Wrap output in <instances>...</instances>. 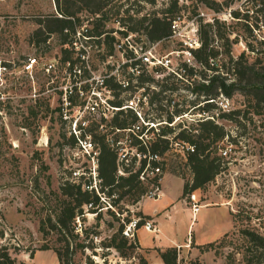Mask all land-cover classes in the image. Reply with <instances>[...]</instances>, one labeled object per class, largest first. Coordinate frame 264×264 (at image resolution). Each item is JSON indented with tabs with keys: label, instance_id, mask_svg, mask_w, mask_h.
<instances>
[{
	"label": "rangeland",
	"instance_id": "374dc122",
	"mask_svg": "<svg viewBox=\"0 0 264 264\" xmlns=\"http://www.w3.org/2000/svg\"><path fill=\"white\" fill-rule=\"evenodd\" d=\"M178 1L180 18L174 21V33L168 39L150 43L142 34L134 33L129 35L128 41L120 32H114L119 40L116 44L125 43V49L115 46L114 54L108 56L105 42L99 47L96 40L80 36L72 55L75 63L70 65L60 61L63 45L58 35L51 36L46 42L39 41L40 38L34 35L40 27L39 20L57 13L55 0H0V62L7 66V70L0 72V260L8 248L17 264H60L55 251L60 249L69 264H139L143 254L137 232L131 238L123 232L129 244L134 246L128 244L120 250L112 245L113 236L121 224L126 227L137 218H143L138 230L148 220L157 229L153 218L141 217L140 206L143 205L145 212L154 214L155 209L162 210V206L176 202L175 224L164 220V230L159 237L162 240L157 239L161 246L155 249H166L165 245L171 242L169 238L174 236L183 244L179 248L178 264H264V252L249 242L243 233V229H254L264 236V104L255 105L256 99L242 90L228 98L227 111L219 105L221 95L210 111L195 109L204 107V98L199 99L192 93L194 78L177 73L178 67L188 63L185 61L189 49L186 42L199 37L200 18L203 24L215 23L219 27L223 38L215 39V48L223 51L230 45L235 60L244 53L255 71H264V45L252 41L246 22L250 20L256 24L264 17V1L216 0L222 5L220 11L206 6L201 0ZM228 1H231L230 7L225 6ZM168 3L169 0H156L155 4L147 0H117L113 13L118 10L119 15H108L111 19L107 21L106 29H125L126 24L121 25L116 20L127 15L126 9L141 17L142 13L160 10ZM233 11L239 13V18L233 16ZM80 16L84 21L79 31L93 27L88 13L83 12ZM151 47H155L158 56H170L172 69H151L143 63L125 66L129 59L126 53L132 50L136 55L134 48H137L142 54ZM35 57L38 65L32 75L24 72L23 64ZM50 62H54L55 67L47 71ZM188 65L198 68L196 61L194 65ZM134 70L136 75L145 72L152 80L145 82L144 88L121 92L119 98L125 99V106L134 100L144 120L141 125L150 124L158 132V125L166 124L167 116L182 107L187 112L176 117L170 125L182 123L183 127H197L198 121L205 120L208 114L225 127L228 136L220 145L222 149L230 146L232 150L228 156H222V169L216 178L195 193L202 206L227 205L229 214L226 210L203 208L200 218H195L198 213L192 212L189 195L183 197L181 191L180 178L189 181L192 171L186 158L188 143L179 140L162 156L165 174L179 176V179L173 178L172 184L166 180L168 187L162 200L146 197L152 189L147 180L144 183L148 191L136 203L129 195L115 203L118 195L108 197L98 190L95 153L79 141L77 135L80 133L74 128L77 121L85 120L88 125L96 120L102 121L100 129L107 131L117 110L109 101L116 95L101 87L100 81L106 75H113L123 82L127 79L125 73ZM132 82L136 84L137 78L134 77ZM69 101L72 102L70 106ZM87 102H97L98 110L89 111ZM233 110L241 111L239 123L219 116ZM178 131L176 128L169 135L174 136ZM125 138H121L122 143L127 141ZM125 148L122 153L130 150L128 145ZM131 159L128 158L126 163ZM67 179L83 182L85 188L87 184L96 185L101 198L97 212H86L83 217H77L74 231L61 232L52 229L49 222L44 223L49 218L56 221L62 198L59 196L61 185ZM188 236L192 238V245ZM153 237L144 228L140 230L143 242L149 243ZM196 240L201 245L216 242L207 248V245L197 246ZM147 253L154 260L155 250Z\"/></svg>",
	"mask_w": 264,
	"mask_h": 264
},
{
	"label": "trees",
	"instance_id": "16d2710c",
	"mask_svg": "<svg viewBox=\"0 0 264 264\" xmlns=\"http://www.w3.org/2000/svg\"><path fill=\"white\" fill-rule=\"evenodd\" d=\"M150 4H155L156 0H147ZM210 8L221 10V3L216 0H201ZM117 0H55L57 13L47 15L39 20L40 27L34 32L39 41H47L51 36L58 35L62 47L60 61L65 64L74 65L73 52L75 50L76 34L80 28H83L81 13L86 12L91 17L92 28L85 27L81 35L87 40H96V46H101L103 42L107 45L108 56H112L115 51L117 39L114 32H120L122 37L126 38L130 34L140 33L150 43L162 41L171 37L174 33L173 24L180 12L178 0H169L168 6L160 10H154L146 14L142 13L141 17L130 14V10H125L124 17L117 19L121 25H125V29L114 30L106 29V23L113 15H119L114 4ZM224 5V4H223ZM231 1L225 3L226 7H230ZM142 12V11H137ZM233 16L239 18V13L233 11ZM111 15V17L109 16ZM199 36L201 46L192 50V54L198 68L183 63L177 69V73L187 78H194V86L192 93L196 94L199 99L204 98V107H196L195 109L210 111L215 107V101L220 95L227 98L232 97L236 92L246 90L248 96L255 98L254 104L259 106L264 104V71H255V66L250 64L242 53L234 59L230 45L225 47L223 51L215 48L213 42L217 37L223 38L219 27L212 23L203 24L199 19ZM218 24V20L216 21ZM118 40V41H117ZM229 40V39H228ZM151 46V45H150ZM148 46V48L150 47ZM123 49H125L123 47ZM84 50H81V52ZM127 58H134V52L131 50L126 53ZM128 59V60H129ZM142 64L141 60L127 61L126 67H135ZM158 70V69H157ZM136 70L126 74V80L119 81L113 75H106L100 81L101 87L113 91L116 95L115 99L110 100L113 107L118 108L111 121L108 123L107 131L100 129L103 124L92 120L88 125H83L85 120L78 123L80 130V140L91 136L92 143L98 149V177L100 192L108 197L118 195L115 203H118L126 195L134 198L135 203L140 201L141 196L148 191L145 180L149 185H161L160 180L165 175L162 156H164L173 147L178 140L188 143L194 147V151H186L187 164L191 168L192 177L189 181L184 180L183 197L191 193L203 189L208 183L213 181L222 169V155L219 154L221 149L220 143L228 136L225 127L215 121V117L198 121L197 127H183L182 123L177 126L170 125L176 117L182 116L187 109L176 108L172 114L167 116V123L160 124L159 131L155 132L154 126L150 124H140L141 118L132 108H122L125 105V99L119 98L121 92L132 89L144 88L145 82L152 80L150 75L145 72ZM137 78V83L133 84V78ZM196 77V79H195ZM200 78V79H198ZM198 104V103H197ZM195 104L194 106H196ZM72 105V102H71ZM240 110L220 113L221 118L240 122ZM180 119V118H179ZM104 121L105 119L102 118ZM179 131L174 135L175 129ZM114 136L110 138L113 134ZM150 133V135H148ZM74 141L78 144V140L72 134ZM142 136V138L140 137ZM126 137L125 143L121 138ZM125 145L130 147L126 153L122 150L126 149ZM157 155L159 159L149 160L144 158L145 154ZM137 154H141L139 158ZM132 155V156H131ZM123 156V158H122ZM132 157L129 163L128 158ZM138 163V165H137ZM149 164V166H148ZM156 168L160 169L159 173L154 176H147ZM144 176L143 180L141 176ZM60 204L56 212V221L51 218L44 224L52 226V229L58 231H74L76 218L83 217L86 212H97L96 206L100 204L101 196L92 184H87V188L83 186V182H74L65 180L61 185V194L59 195ZM87 210V211H86ZM141 216V215H140ZM146 217V216H141ZM143 219V218H142ZM140 219L139 226L142 223ZM130 221V220H129ZM44 226V225H43ZM138 226V227H139ZM125 224H121L117 233L113 236L112 245L118 250L122 246L129 244V239L123 235ZM244 235L249 242L257 245L264 252V236L256 232L254 229H243ZM227 234V233H226ZM225 234V235H226ZM216 241L209 242L207 248H211ZM193 244L191 238V245ZM129 246H134L132 243ZM83 248L84 246L81 245ZM59 263L69 264L65 261L64 253L60 249H55ZM159 254L163 260V264H178L179 249L177 247H168L164 250L159 249ZM0 264H17L16 259L11 256L9 249L5 251L0 260ZM25 264V263H21ZM139 264H150L147 258L142 255L139 257Z\"/></svg>",
	"mask_w": 264,
	"mask_h": 264
},
{
	"label": "built area",
	"instance_id": "2783aa9c",
	"mask_svg": "<svg viewBox=\"0 0 264 264\" xmlns=\"http://www.w3.org/2000/svg\"><path fill=\"white\" fill-rule=\"evenodd\" d=\"M246 22L249 25L250 35H251L252 41L255 44H257V45L258 44L264 45V17L262 19H260L258 22H256V24L253 23L250 20H247ZM80 36H82L81 35V31H78L77 34H76V40L78 38H80ZM199 37H196L193 41L186 42V45L189 46L188 47L189 49L186 51L187 52V54H186L187 55V59L185 61L188 62L186 64L194 65V63H195V59H194V56L192 54V50L193 49H197V48H199L201 46V40L199 39ZM129 38H130V36H128V37H126L124 39H126V40L129 41ZM76 43H77V41L75 42V44ZM123 44H125V43H123ZM123 44H118L117 45L118 49H123V47H124ZM134 49H135L136 55H135L134 58L129 59L128 60L129 62H132L133 60H141L143 64L147 65L151 69L158 68V67L172 69L173 62H172V59L170 58V56L169 55H166V56H158L156 54V52L154 51L155 50V47H151L147 51H144L142 54H139V50L137 48H134ZM37 65H38V61H37L36 57L35 58H29L23 64V71L24 72H28V73H30L32 75V73H33V71H34V69H35V67ZM54 67H55V63L54 62H50L49 64H47L46 70L47 71H50ZM3 70H7V66L6 65H3V63L0 62V72H2ZM87 103H88V105L86 106V108L89 111L95 112V111L98 110L99 105H98L97 102H95V103L94 102H91V103L90 102H87ZM70 105H71V101H69V106ZM219 105L222 108V110L227 111V110H229L230 101H229V99L227 97H225L224 95H221V99H220ZM125 107L126 108H132V109H134V111L141 118V120H143L142 115H141V112L138 110L137 105H135L134 100H130L126 104ZM116 109H118V108H116ZM205 118L208 119V118H213V117H211L208 114H206V117ZM78 123H79V121H77L74 130L77 129L79 131V133H80V130L78 128ZM83 124L85 125V123H83ZM140 137L142 138V136H140ZM78 139H79V137H78ZM79 141L81 143H85V144L88 145V147L91 150V152L95 153V155L93 156V158H95L96 161H97L98 149L92 143V141L90 139V136L89 137L87 136L86 139H84V140H80L79 139ZM186 148H187L188 151H194V147L192 145L187 144V147ZM95 149H96V151H95ZM231 150H232V147H230V146H227V148H225V149H222L221 148L220 149V154L222 156H225L226 157V156L229 155V152ZM137 155H138L139 158L142 157L141 154H137ZM143 156H144V158L147 157L149 160H151V159H154V160L159 159V157L157 155H152L150 153L149 154H145ZM148 166H149V164H148ZM96 168L97 167H95L94 174L96 173ZM159 172H160V169L159 168H156L155 171L149 172L147 174V176L151 177V176H154L155 173H159ZM141 178L143 180L145 179V177L143 175L141 176ZM161 181L162 180H160V182ZM95 187H96V185H95ZM162 194H163V191L161 190V185H152V189L149 192H147L146 197L149 198V199H158V198H160L162 196ZM189 200H190L189 203L191 204L192 212L194 213V215H196L200 211V209L202 207V205L199 203V200L197 198V194L195 192L191 193L189 195ZM139 222H140V218H137V219H134L133 221H130L129 224L124 229V234L127 237H130V238L131 237H134L135 236V233L138 231ZM144 228L147 231H149V232H156V231H158V229H156L154 227L153 223L150 220H148V221L145 222Z\"/></svg>",
	"mask_w": 264,
	"mask_h": 264
},
{
	"label": "crops",
	"instance_id": "0c3cea01",
	"mask_svg": "<svg viewBox=\"0 0 264 264\" xmlns=\"http://www.w3.org/2000/svg\"><path fill=\"white\" fill-rule=\"evenodd\" d=\"M174 177H176V179H179V176H177V175H173V177H168L167 176V174H165L164 175V177H163V179H162V181H161V184H162V187H163V194H162V196L159 198V199H157V200H162L164 197H165V194H166V191H167V183H166V180L168 179L169 180V182L168 183H171L172 184V182H173V178ZM170 178V179H169ZM181 180V182H182V194H183V187H184V180L182 179V178H180ZM178 198H179V196H178ZM179 199H177L176 201H178ZM183 201L184 202V199H180V201ZM175 205H176V202H172L169 206L167 205V207H165L166 205H164V206H162V210H156L155 209V212H154V214H151V213H148V212H145L144 211V207H143V205H141L140 206V209H141V211H142V213H143V215L144 216H148L149 218H153L152 220L153 221H155L156 222V227H157V229H159L158 231H159V234L157 233V232H149V231H147L144 227V229L147 231V232H149V233H151V234H153L154 235V237H153V240L151 241V242H149V243H145V242H143L141 239H140V230H142L143 228H140L138 231H137V239H138V242H139V244H140V248H141V252H142V254L147 258V260L150 262V264H163V260H162V258H161V256H160V254H159V251L157 250V249H155V248H157V247H160L161 245L157 242V239L159 240V241H161L160 239H159V237H160V233L162 234L163 233V230H164V220H165V222H168V223H173V224H175L174 222H173V220H174V217H173V215H174V210H175ZM203 208H212V209H215V210H226V212H227V214H229V208L227 207V205H219V206H217V207H210V206H202L201 207V209H200V211L198 212V214H197V216L195 217L197 220L200 218V212L203 210ZM139 209V210H140ZM163 218H165V219H163ZM162 231V232H161ZM224 234V233H223ZM188 238H189V236H188ZM219 238V237H218ZM190 239V238H189ZM169 240L171 241V242H169V244H167V245H165V247H177L178 249L179 248H181V246L183 245L182 243H180V242H177L176 241V239L174 238V236L173 237H170L169 238ZM188 240V239H187ZM196 242L197 243H195V244H197V246L198 245H201V243H199L197 240H196ZM187 243H185V245H186ZM190 245H191V239H190ZM151 249H154L155 250V252H156V255H155V257H154V260H151L149 257H148V255H150V254H148L147 253V251H149V250H151ZM165 248H161V250H164Z\"/></svg>",
	"mask_w": 264,
	"mask_h": 264
}]
</instances>
